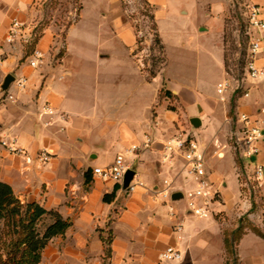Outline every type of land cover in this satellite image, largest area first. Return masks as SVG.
I'll list each match as a JSON object with an SVG mask.
<instances>
[{"label": "crops", "instance_id": "crops-1", "mask_svg": "<svg viewBox=\"0 0 264 264\" xmlns=\"http://www.w3.org/2000/svg\"><path fill=\"white\" fill-rule=\"evenodd\" d=\"M27 1L0 0V85L9 73L29 77L28 85L17 93V101L0 105V135H16L32 158L44 147L52 156L47 163L39 164L0 146V180L9 183L21 200H35L71 221L65 233L52 238L43 249L39 264H226L225 234L234 230L240 232L235 243L237 264H264V186L256 190L251 187L255 164L264 169V139L256 143L258 152L246 158L244 171L220 169L221 201L213 205L208 217H197L182 207L180 202L185 196L173 201L171 196L163 199L158 194L166 188L165 179H175L169 188L171 194L180 190L184 195L186 189L195 186V180L161 162V142L175 133L168 136V132L159 130L152 136L154 144L129 156L131 167L143 183L131 193L120 184L115 190L118 183L93 172L86 177L89 168L110 164L120 150L142 142L145 136L125 129L120 141H101L99 137L91 147L87 145L91 140L89 131L84 127V118L65 102V87L57 81L62 76L55 72L44 79L29 65L21 66L22 47L5 42L12 19ZM46 43L42 38L37 46L46 51ZM221 45L225 73L224 41ZM257 63L264 65V48ZM224 78L216 82L215 88ZM245 85L249 94L239 97L238 112L259 118L264 107V82L247 81ZM190 91L199 94V90ZM193 93L185 94V101H198ZM44 101L71 114L65 121L56 120L60 125L57 130L47 128L46 117L39 116L38 107ZM193 116L203 123L200 113ZM81 145L87 149L78 150ZM112 148L111 161L98 162L104 150ZM211 177L216 182L217 178ZM113 191L114 196L105 200L104 196ZM177 225L183 230L177 231ZM169 245L181 250L180 261L160 259V253Z\"/></svg>", "mask_w": 264, "mask_h": 264}, {"label": "rangeland", "instance_id": "rangeland-1", "mask_svg": "<svg viewBox=\"0 0 264 264\" xmlns=\"http://www.w3.org/2000/svg\"><path fill=\"white\" fill-rule=\"evenodd\" d=\"M251 3L264 9V0H28L15 18L39 40L46 38L43 62L30 67L44 79L62 76L57 81L65 87V102L84 118L89 147L99 137L120 141L125 129L143 137L190 131L201 140L220 187V169L245 167L233 132L244 93L236 85L244 78ZM21 47L25 66L29 48ZM224 77L232 78L234 88L222 97L215 84ZM18 91L9 86L16 101ZM190 92L198 101H185ZM197 112L203 123L194 128L190 117ZM56 120L47 128L57 130ZM113 151L104 150L98 162L109 163ZM180 205L187 207L186 199Z\"/></svg>", "mask_w": 264, "mask_h": 264}, {"label": "built area", "instance_id": "built-area-1", "mask_svg": "<svg viewBox=\"0 0 264 264\" xmlns=\"http://www.w3.org/2000/svg\"><path fill=\"white\" fill-rule=\"evenodd\" d=\"M247 34L250 37L249 45L244 63L243 82L237 81L236 87L244 89V95L249 91L245 85L248 82H264V65H259L257 59L260 51L264 48V9L258 3H251L246 11ZM254 31V32H252ZM256 32V33H255ZM36 36L30 25L19 18H13L8 28L5 42L9 45L19 44L20 46H31ZM39 42V41H38ZM38 43L32 48L27 55L29 66L37 67L43 62L45 51L39 48ZM0 59V64H1ZM28 78L25 74L15 75L14 84L18 90H24ZM234 88L232 78H224L216 85V91L222 97L231 92ZM16 97L9 88L1 89L0 85V105L7 102H15ZM39 116H45L48 119L44 122L49 125L54 118L65 121L67 115L59 112L58 109L49 101H44L38 107ZM235 142L240 149L241 154L246 158H251L258 152L257 142L264 139V107L261 109V117L252 118L249 113L239 112L236 119V128L233 132ZM155 143L152 136H145L144 140L139 143H133L124 151L119 152L114 160L104 166H94L92 172L94 175L104 180H112L121 185L127 192H133L137 185L143 183L138 180L137 173H134L130 183L125 186L124 179L128 169H133L129 156L137 153L142 148H148ZM0 146L8 153L23 154L28 160L34 159L39 164L47 163L52 154L46 148L39 149L33 158L25 147L21 146L18 137L11 133L0 135ZM161 162L171 169H176L187 179L195 180V186L186 189L184 196L187 202L188 211L197 217H208L213 213V205L219 203L220 187L215 184L211 177V171L208 166L205 148L201 140L195 133L190 131H179L174 135L166 138L161 142ZM252 189L256 190L264 186V169L261 165L255 164L252 173ZM175 179H165L166 188L159 191L158 194L163 199H169L171 189H169ZM177 231H182L183 226L177 225ZM183 254L179 248L174 245L167 246L161 253L160 259L163 261H180Z\"/></svg>", "mask_w": 264, "mask_h": 264}, {"label": "trees", "instance_id": "trees-1", "mask_svg": "<svg viewBox=\"0 0 264 264\" xmlns=\"http://www.w3.org/2000/svg\"><path fill=\"white\" fill-rule=\"evenodd\" d=\"M39 39L40 35L36 34L32 45L28 46L29 52ZM91 173L89 168L85 176ZM119 187L116 184L115 190ZM114 193L106 194L104 199L110 200ZM70 225L71 221L56 209L46 208L35 200H21L9 183L0 180V264H39L43 249ZM239 237V230L225 234L226 264H237L235 243Z\"/></svg>", "mask_w": 264, "mask_h": 264}, {"label": "water", "instance_id": "water-1", "mask_svg": "<svg viewBox=\"0 0 264 264\" xmlns=\"http://www.w3.org/2000/svg\"><path fill=\"white\" fill-rule=\"evenodd\" d=\"M15 79V75H13L12 73H9L7 74L2 83H1V89L2 90H6L9 88L10 84L14 81ZM190 123L192 124V126L194 128H199L201 125H202V121H201V118L198 117V116H193L190 118ZM134 173L135 171L133 169H128V171L126 172L125 174V179H124V185L127 186L131 179L133 178L134 176ZM184 195H183V192L182 191H174L172 194H171V199L173 201H178V200H181L183 199Z\"/></svg>", "mask_w": 264, "mask_h": 264}]
</instances>
